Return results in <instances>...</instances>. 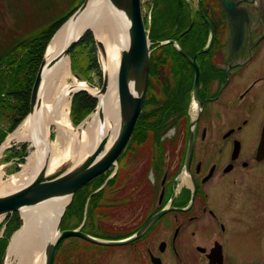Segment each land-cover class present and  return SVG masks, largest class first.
I'll use <instances>...</instances> for the list:
<instances>
[{
    "label": "flooded vegetation",
    "instance_id": "af4514ba",
    "mask_svg": "<svg viewBox=\"0 0 264 264\" xmlns=\"http://www.w3.org/2000/svg\"><path fill=\"white\" fill-rule=\"evenodd\" d=\"M193 1L185 0L181 19L167 21L160 93L148 94L160 95L168 127L157 130L154 118L145 117L146 130L132 131L115 165L79 188L60 222L61 231L125 242L70 235L58 242L54 264H209L213 248L225 264L232 232L220 219L226 208L217 207L216 188L263 176L257 149L264 125V0H230L250 19L239 42L222 0ZM203 22L205 37L186 35ZM182 99L185 117L174 114Z\"/></svg>",
    "mask_w": 264,
    "mask_h": 264
},
{
    "label": "bare ground",
    "instance_id": "6f19581e",
    "mask_svg": "<svg viewBox=\"0 0 264 264\" xmlns=\"http://www.w3.org/2000/svg\"><path fill=\"white\" fill-rule=\"evenodd\" d=\"M127 25L125 15L114 9L108 0L89 1L72 33L90 28L96 39L103 43L106 52L103 70L108 76L107 92L102 97L96 88L87 87L75 80L68 83V78L72 76L68 56L46 70L39 91L40 113L33 119L27 116L0 147L1 155L12 141H28L30 145V153L20 172L12 175L7 182H2L0 172V194L25 185L44 164H47L48 172L68 162L70 168H73L85 159L103 135L109 136L107 145L111 143L119 127L116 74L118 49L127 41ZM67 36V28L62 27L48 47L49 60L61 50ZM76 87H86L98 98H102L103 127L97 112H93L79 130L72 127L69 105L71 90ZM66 201L49 200L21 210L22 227L13 238L4 264H44L45 245L55 236L56 221Z\"/></svg>",
    "mask_w": 264,
    "mask_h": 264
},
{
    "label": "water",
    "instance_id": "95a60500",
    "mask_svg": "<svg viewBox=\"0 0 264 264\" xmlns=\"http://www.w3.org/2000/svg\"><path fill=\"white\" fill-rule=\"evenodd\" d=\"M90 0H83L78 8L67 18V20L61 25V27L53 34L50 41L47 44L45 53L39 65L38 71L35 76L34 83L32 85L29 112L27 116L31 119L35 118L40 113L41 101L39 98V91L42 84L44 72L54 66L60 59L68 56L73 46L80 40L87 30L93 31L90 28H86L78 33H72L74 25L78 23L87 8ZM111 6L117 11L122 12L127 21L128 25L126 28L127 41L118 49L119 62L116 74V87L118 93L119 102V114H118V132L114 139L109 145L108 135H103L99 138L97 144L88 153L85 159L79 164L70 168V164L63 163L58 165L52 171L47 170V164H44L35 174L33 179L27 182L22 187L9 191L7 193L0 194V217L5 216L14 211L20 212L27 207L36 206L42 202L49 200H60L67 199L64 204L62 211L56 221L55 225V236L52 240H49L44 248L45 258L44 264H54V258L58 246V242L70 235H80L92 242L103 243V244H121L125 241L114 242V241H102L90 236H87L79 231L60 230V222L64 215L67 205L72 200V197L76 190H78L83 184L92 179L93 177L101 174L110 167L115 165L117 156L124 149L130 135L133 131L134 125L138 116L142 111V106L147 92L149 69H150V53H151V41L148 36V27L144 23L142 11H141V0H108ZM221 4L227 11L230 17V22L236 28L235 37L237 42L242 39L243 22L246 24L250 23L247 12H243L237 7L236 3L230 0H222ZM211 28L210 23L208 22ZM62 27H66L68 36L64 42L63 47L57 52L51 60H49L48 47L52 42L53 38L59 32ZM95 46L102 58L105 57L106 52L103 43L96 39L94 33ZM163 44V42H159ZM196 73H195V89L198 84V68L195 60L192 61ZM75 76L82 80V78L75 73ZM87 87L94 88V86L86 82ZM108 89V76L105 71H102V82L98 89V93L104 96ZM79 91H84L89 95L97 99L95 112L98 113L101 127L104 126L103 108L104 102L102 98H98L96 94L90 92L86 87H76L71 90V95ZM71 96V97H72ZM71 104V101H70ZM26 116V117H27ZM25 117V118H26ZM70 118V115H69ZM83 121V120H82ZM82 121L74 125L70 119L73 128L79 130ZM16 130V129H15ZM14 130V131H15ZM13 131V132H14ZM192 134L190 135V140ZM50 140V139H49ZM4 142V141H3ZM190 152H188L189 154ZM257 158H264V125L262 127L261 137L257 149ZM159 214L152 217L148 223L137 233L141 234L147 226L157 217ZM21 225L13 232L10 236L8 244L3 253L1 264H4L10 245L13 241L15 234L22 227V217H20ZM209 264H223L222 252L219 249L213 248L208 255Z\"/></svg>",
    "mask_w": 264,
    "mask_h": 264
},
{
    "label": "trees",
    "instance_id": "16d2710c",
    "mask_svg": "<svg viewBox=\"0 0 264 264\" xmlns=\"http://www.w3.org/2000/svg\"><path fill=\"white\" fill-rule=\"evenodd\" d=\"M4 1L5 6L13 12L14 22L11 27H6L7 30L0 27V36H4L0 39V144L29 112L32 85L48 42L56 30L83 2V0ZM204 1L202 0V3ZM210 1L216 2L215 0ZM149 7L150 20L147 21L145 17L144 21L146 25H149L148 36L151 41L149 74L153 88L151 89L149 85L133 132L146 130L144 126L149 122L144 118L147 116L154 118L151 123L158 126L157 130L162 131L168 127L166 123L168 114L164 112L160 104V95L148 99V94L155 91L160 93V84L157 82L160 77L163 45L159 42L167 36L165 31L167 21L181 19L183 11H186L185 0H150ZM175 29V25L171 24L170 30L174 32ZM193 34L205 37L207 35L206 24L204 22L201 25L194 23L186 35ZM200 44L202 47L203 41ZM95 50L93 34L87 30L69 52L72 69L76 71L77 67H81L84 73L88 74L90 70H94L100 74V65ZM83 53L85 55H82ZM174 53L177 54L176 51ZM84 73L81 76L91 82ZM152 100H154L153 106L151 105ZM96 104L97 99L88 93L84 91L75 93L71 102L72 123L79 124L95 110ZM185 104L186 101L182 99L181 104L174 107V114L185 117ZM27 153L26 143L13 145L7 150L5 160L16 158L14 169H17V164L25 160ZM81 194V189H79L74 195L76 197ZM6 222L4 236L0 237V262L11 234L20 227L18 212L7 214Z\"/></svg>",
    "mask_w": 264,
    "mask_h": 264
},
{
    "label": "rangeland",
    "instance_id": "374dc122",
    "mask_svg": "<svg viewBox=\"0 0 264 264\" xmlns=\"http://www.w3.org/2000/svg\"><path fill=\"white\" fill-rule=\"evenodd\" d=\"M193 2L197 1L195 0ZM149 3L150 0H141V10L143 16L148 15ZM5 5V1L0 0V27L3 30H7L6 27H11L14 22L13 12ZM3 37L4 36H0V39H2ZM95 49L100 65V74H98L94 70H90L88 74L84 73V70L81 67H77L76 71L73 70L71 67V56L69 54L70 71L72 76L68 78V83H71L75 80V82L77 83L86 84V82L88 81L81 76V74L84 73V75H87L89 77L91 81L89 83H91L94 88H100L102 82L103 61L96 46ZM82 55H85V53H83ZM75 73L78 74L82 78V80L78 79L75 76ZM71 96L70 101L72 102L73 96ZM93 112L89 113L83 119L82 123L86 119H88ZM69 115L71 119V104L69 105ZM78 126L80 127L81 124ZM7 136L5 137L4 141L6 140ZM52 137L53 134H51V138ZM3 143L4 142L0 144V147ZM20 143L27 144L28 153L25 156V160L21 163H18V168L14 169L16 158H13L12 160H5V155L9 148ZM29 153L30 145L28 141H12L2 151L0 155V172L2 182L9 181L12 175L21 171L23 165L26 163V159ZM215 194L217 207L224 206L226 208L225 214L220 219L227 224L228 228H231L230 231L232 232L227 235V242L224 244L226 247L225 253L227 255L225 264H264V165L263 176L260 177L259 175L257 176L256 173H254L247 178V181H245V185H242L238 188L223 189L222 192H219V187H217ZM18 216L19 218L21 217L20 212H18ZM5 221V216H1L0 235L3 233ZM169 264H171L170 261ZM192 264H196V262L193 261Z\"/></svg>",
    "mask_w": 264,
    "mask_h": 264
}]
</instances>
